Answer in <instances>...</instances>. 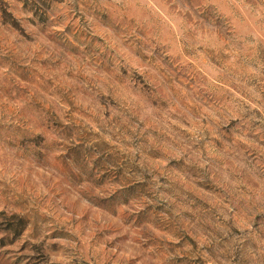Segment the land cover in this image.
<instances>
[{
    "label": "rangeland",
    "instance_id": "rangeland-1",
    "mask_svg": "<svg viewBox=\"0 0 264 264\" xmlns=\"http://www.w3.org/2000/svg\"><path fill=\"white\" fill-rule=\"evenodd\" d=\"M0 264H264V0H0Z\"/></svg>",
    "mask_w": 264,
    "mask_h": 264
}]
</instances>
